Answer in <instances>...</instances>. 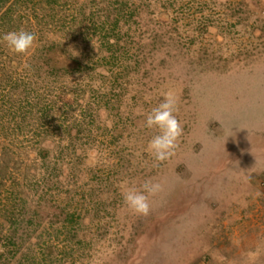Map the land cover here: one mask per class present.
<instances>
[{
	"label": "rangeland",
	"instance_id": "374dc122",
	"mask_svg": "<svg viewBox=\"0 0 264 264\" xmlns=\"http://www.w3.org/2000/svg\"><path fill=\"white\" fill-rule=\"evenodd\" d=\"M39 6L14 14L28 17L38 37L31 54L5 48L18 67L0 56V106L18 87L27 100L17 115L28 113L17 117L18 132L0 130V143L14 141L13 158L24 162L10 164L16 182L10 176L0 189V243L15 231L18 239L7 264H264V0H111L116 12H141L120 35L127 54L117 52L111 64L91 51L94 36L80 43L66 36V0L48 14ZM8 27L0 23V32ZM52 42L67 44L90 70L58 76L44 67L37 78L29 61ZM134 57L140 67L130 65ZM70 89L82 102L62 100ZM169 92L183 134L175 155L156 161L148 144L157 131L146 116ZM76 123L78 153L66 138ZM24 143L49 148V173H27L29 161L17 157ZM62 161L60 176L53 167ZM146 181L161 191L142 216L124 193ZM67 213L80 214L77 234Z\"/></svg>",
	"mask_w": 264,
	"mask_h": 264
},
{
	"label": "trees",
	"instance_id": "16d2710c",
	"mask_svg": "<svg viewBox=\"0 0 264 264\" xmlns=\"http://www.w3.org/2000/svg\"><path fill=\"white\" fill-rule=\"evenodd\" d=\"M58 1L59 0H40L38 3L35 0H0V23L4 25L8 24L9 26L8 30L0 32V47L3 46V49H1L0 52V56L4 60H8L11 66L18 67L20 63L16 57H9V55L4 51L5 48L7 50L9 49L2 41L3 35L9 31H16V29H19L20 26L24 27V30L30 32L29 18L26 16L14 17L15 11L17 9H21L26 13H29L30 11L34 12L35 6L39 4V8L46 11V13L48 14L53 10L54 6L58 5ZM94 1L95 0H91L89 5L91 3L95 4ZM127 1L128 0H123V3H126ZM69 3L70 5H68ZM110 3L111 0H100L97 3L98 7L95 10H92L87 3L78 4L75 0H66V6H70L66 36H69L68 38L74 39L77 43H80L82 41L85 42L87 38H89V36H94L93 41L96 40L98 44L90 47L91 51L95 52L96 54H101L100 58L98 59L99 62L108 61L109 64H111V61H115L114 59L116 58L115 56L117 52L127 54V50L125 49L126 47L125 45H123V42H121L123 40L120 38V35H122L123 32L126 33L135 23V21H131L132 18L136 19L141 16V12H116L115 10L111 9V7L109 6ZM122 6L124 5L122 4ZM166 20L169 21L168 17ZM46 48L47 53L45 55L41 54L37 57H32L29 61V66L32 67L34 72H36L34 74H36L37 78L40 77V74L38 72L44 67L49 68V70L52 72L51 74L56 73L58 74V76H73L76 74H82L90 68L88 63H83V61H81L78 57H76L69 51L67 44L66 46H64L59 43L52 42L46 44ZM49 54L59 55L60 57L58 60L60 62H55L53 65H51V60L48 57ZM130 65L140 67L141 62H139V60L134 57V59L130 60ZM3 75V69H0V80L3 79ZM26 94L27 93L25 89L19 90L18 87H13L11 89V97L9 96V101L6 102V106H4L5 104L0 106V115L2 113L1 118L5 119V121L3 120L2 124H0L1 131L5 130L8 133H16L21 129L20 122L16 120L17 117H19L17 115V111H19V109L21 108L20 104H22L23 101L27 100ZM61 98L65 101V103L69 104H73L76 102L80 103L83 100V97L79 93L71 89L64 92ZM52 111L53 118H57V115L60 113L59 108H53ZM27 114V112L22 113V115L19 117L21 119V122L27 120ZM75 125L76 127H66V138L68 140L67 142L70 143V146L68 145L67 149L68 147H70L73 149V152L78 153L79 149L77 147L76 140H78L77 136L81 132V126L78 123H76ZM46 143H53V139L49 137ZM39 144L40 143H38V145ZM12 145L14 146L12 147ZM38 145H28L24 143L20 147L22 150L17 153V157H24L29 161V164H27V173H33L34 177H36L35 175H37L35 173L37 169L45 168L43 173L46 174L50 172L49 166L51 164V152L49 148ZM18 149L19 146H15L14 141H10V144L8 143V145L7 143H0V189L1 187L5 186L6 179L8 177L11 178L13 175V173L9 171L10 164L12 163V166H14L15 169L22 168V166L24 165L23 161L13 158L16 154L15 151ZM71 162L73 168L76 169L77 165L79 164V157L76 156V158H74ZM54 166L55 167H53V171L57 173L59 172L58 174L62 176L66 171L68 164L66 163L65 165V163L62 161L59 165L58 162H56ZM26 176L25 179L27 178ZM28 181L29 182L25 181L24 188L28 187L29 190L32 187L29 185V183L31 184L32 182L31 179H29ZM12 182L13 184H15V178H13ZM19 194L20 191L14 192L12 195L18 196ZM1 202L2 199L0 197V214L5 208V205H3V203ZM66 217H69V219H67L69 222H73V219L77 218L76 220H74L73 225L71 226L72 231L77 234L80 230V214L77 215L76 213H67ZM17 221L13 218L12 224H17ZM18 224H20L19 221ZM16 236L17 231L14 232L12 238L6 237L3 242L0 243V264H7L9 262V252H11V249L9 247L17 245L16 240L18 239Z\"/></svg>",
	"mask_w": 264,
	"mask_h": 264
},
{
	"label": "clouds",
	"instance_id": "9594fccd",
	"mask_svg": "<svg viewBox=\"0 0 264 264\" xmlns=\"http://www.w3.org/2000/svg\"><path fill=\"white\" fill-rule=\"evenodd\" d=\"M38 37L35 33L21 28L18 31H9L2 37V41L13 54L30 55ZM176 99L173 93L165 95L161 103L146 116V127L155 129L157 134L148 144V150L156 161H166L175 155L178 142L183 134V128L175 112ZM161 191L159 183L146 181L141 189L128 188L124 193V201L135 214L147 216L150 213V197Z\"/></svg>",
	"mask_w": 264,
	"mask_h": 264
}]
</instances>
